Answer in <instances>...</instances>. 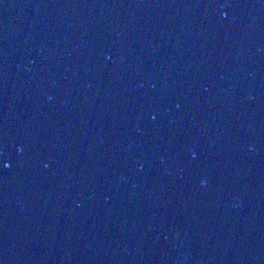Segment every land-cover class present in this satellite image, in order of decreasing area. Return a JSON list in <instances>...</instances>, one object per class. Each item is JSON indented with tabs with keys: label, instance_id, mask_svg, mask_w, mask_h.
I'll list each match as a JSON object with an SVG mask.
<instances>
[{
	"label": "water",
	"instance_id": "95a60500",
	"mask_svg": "<svg viewBox=\"0 0 264 264\" xmlns=\"http://www.w3.org/2000/svg\"><path fill=\"white\" fill-rule=\"evenodd\" d=\"M0 264H264V0H0Z\"/></svg>",
	"mask_w": 264,
	"mask_h": 264
}]
</instances>
